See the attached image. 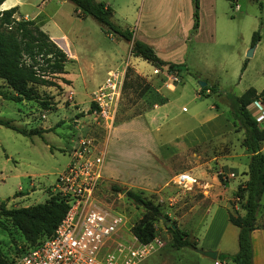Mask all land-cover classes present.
I'll list each match as a JSON object with an SVG mask.
<instances>
[{"label": "rangeland", "instance_id": "rangeland-1", "mask_svg": "<svg viewBox=\"0 0 264 264\" xmlns=\"http://www.w3.org/2000/svg\"><path fill=\"white\" fill-rule=\"evenodd\" d=\"M97 1H104L112 8L111 21L114 24L133 33L142 10L145 30L155 25V30L160 31L165 42L175 44L171 52L160 56L175 61L172 62L175 64L184 63L192 74L182 71L181 77V72L179 76L168 73L177 76L174 83H181L178 85L181 88L174 93L168 92L173 106L161 126L153 128V134L158 140H166L188 128L200 126L203 118L216 114L224 124L223 138L234 143L233 157L225 161L236 173L235 177L229 178L226 188L228 193H232L245 179L248 157L242 154L244 148L239 143L243 140V130L237 129L233 123L227 95H240L249 87L257 91L264 88V0H199V28L194 34L191 33V0ZM12 6H18L16 17L25 15L41 22L40 30L56 37V42H53L69 52L70 57L65 64L67 74L62 75L67 82L54 78L58 86H36L40 95L46 98L44 106L34 101L5 100L0 96V119L26 131H41V134L23 135L0 124V201L7 200L9 208L42 203L51 196L57 176L70 162V150L76 140L86 136L94 146L102 149L113 127L106 126L89 109L91 93L102 84L108 72L125 67L121 98L113 124L116 126L118 122L143 112L151 104V98L147 96L149 83L145 77L137 75L133 67L143 75L152 74L154 69L141 57L131 55L130 42L105 33L92 17L77 15L75 5L69 0H17ZM255 31H258L260 39L252 45ZM175 33H183L186 38L182 37L180 43H176ZM63 34L67 39L62 37ZM250 49L252 53L248 56ZM162 69L167 71V68ZM198 80L207 82L209 86L215 85L217 92L193 97L201 88ZM0 89H5L1 80ZM250 111L260 117L259 122L263 125L264 96L255 101ZM129 125L127 133L116 135L118 142H113L118 132L112 131L114 135L106 150L103 179L94 195L96 201L123 214L127 231L131 234V227L142 219L153 221L155 235L163 244L143 259L148 264H196L195 257L208 261L199 258L201 256L190 247L173 246L170 233L160 218L136 204L125 193L128 189L143 191L146 198L159 206L161 215L166 214L193 240L192 235L196 234L193 225L195 221L199 224L206 208V202L201 199L210 193L223 191L227 177L221 174L223 181L218 188L210 183L202 187L196 183L185 188L176 184V175H172L170 183L161 190H145L141 188L143 184L140 187L131 185L129 180H116L133 178L143 168L148 170L151 160L136 147V123ZM214 148V154L218 153L220 148ZM114 152H119V156H114ZM206 168L213 172V167ZM111 185L120 189L113 190ZM124 189L125 192H122ZM228 198L230 207V202L236 200L233 194ZM259 207L264 209V192ZM261 220L263 224L264 215ZM2 223L0 251L4 258L10 259L15 254L14 249L25 246L26 242L7 219L3 218ZM128 232L125 238H130Z\"/></svg>", "mask_w": 264, "mask_h": 264}, {"label": "trees", "instance_id": "trees-1", "mask_svg": "<svg viewBox=\"0 0 264 264\" xmlns=\"http://www.w3.org/2000/svg\"><path fill=\"white\" fill-rule=\"evenodd\" d=\"M4 0H0V4ZM75 5V11L79 16L92 17L107 34L116 35L130 42V53L135 57H141L156 68L167 67L168 73L178 74L182 71L192 74L184 63H172L161 59L152 46L134 38L133 31L123 29L111 21L112 8L104 1L97 0H69ZM192 27L194 33L199 26V0H191ZM18 6H12L0 10V80L5 89H0V96L5 100L20 102L23 100L34 101L40 106L46 104V98L42 97L36 86H58L54 78L64 82L62 77L67 73L65 64L68 61L66 53L51 41L46 32L40 30V24L36 19L16 17ZM46 33V34H45ZM260 39L258 31L252 34L254 45ZM245 63L243 65V68ZM127 73H125L126 76ZM194 75V74H193ZM176 76V75H175ZM176 82V81H175ZM206 90L217 92L215 85L201 87L199 94L203 95ZM264 96V88L257 91L253 87L244 90L240 95L228 94L230 114L237 129L243 130V140L240 142L249 154V162L246 170L247 179L240 183L233 197L236 201L230 202L228 211L229 221L238 228V250L236 253L227 255L219 253V259L228 257L233 264H253V249L251 243V231L256 228H264V223L257 224V212L260 199L264 192V124L261 125L257 116L250 107L258 98ZM91 104L89 112L94 109ZM264 123V122H263ZM0 124L11 128L23 135L41 134L40 129L19 128L8 120L0 119ZM218 178L222 182V176ZM225 181V180H224ZM113 190L119 187L111 185ZM126 196L136 204L149 210L153 216L160 217L162 214L159 206L143 195V191L128 189ZM7 200L0 201V228H4L3 218L7 219L25 240V246L15 248L16 253L20 249L34 246L41 239L50 236L59 221L65 215L68 205L58 197L51 196L42 203H36L21 207H7ZM235 205L238 209H235ZM232 208V209H230ZM163 216L169 217L166 214ZM174 224V222H173ZM170 233L173 246L195 248V241L188 238V234L175 225V228L166 227ZM132 234L141 243H147L155 236V225L151 219L141 220L131 227ZM10 259L3 257L0 251V264H9Z\"/></svg>", "mask_w": 264, "mask_h": 264}, {"label": "crops", "instance_id": "crops-1", "mask_svg": "<svg viewBox=\"0 0 264 264\" xmlns=\"http://www.w3.org/2000/svg\"><path fill=\"white\" fill-rule=\"evenodd\" d=\"M15 3H17V0H4L0 4V10L8 8ZM21 16L27 18L25 15ZM138 18V22H136L137 28L134 32L137 36L136 38L152 46L156 54L161 59L168 62H175L160 56L162 53L171 52L170 49L175 47V44H168L165 42L162 35H160V31L157 32L155 30V25H153V27L148 31L145 30L142 20V10L140 11ZM198 28L194 33L197 32ZM47 36L50 40L56 42V37L48 33ZM62 37L67 39L66 35L64 34ZM173 37L175 38L176 43H180L182 37L186 38L183 33H175ZM63 50L65 51V49ZM65 52L69 60L70 54L67 51ZM133 68L137 75L142 76V78L145 77L149 83L147 96H150L151 104L150 107H148L143 112L126 120L120 121L116 126H113L112 130L104 140V144L101 149L103 153L102 170L104 171V166L106 165L105 156L106 150L108 149V145L110 143L109 141L112 134L114 135L112 131L118 132L117 134L115 133L113 140V142H118V134L120 132L127 133L128 129L131 127L129 124L136 123L137 132L134 134L136 147H139L140 150H143V152L147 154V157L151 159L149 161L150 164L148 165L149 171L143 168L133 178H119L116 180H129L131 185H138L140 187L143 184V187L141 188L145 190H155V188L161 190L170 183V177H173L172 175L185 173L195 177L199 187L210 183L212 186L218 188L220 184L218 175L225 174L227 178L225 179L224 190L210 193L208 197L201 199L202 202H206V208L203 211V216L199 224L197 221H195L193 225V231H196V234L192 235V238L196 243L195 248H200L203 250H215L217 251V257L219 253H224L227 255L236 253L238 250V228L228 219V197L230 194L232 195L235 192L239 184L232 193L227 192L226 188L229 185L228 180L229 178L235 177L236 173L232 168L228 167L227 163L225 162L233 157L234 143L228 141L225 137L223 138V133L225 131L224 124L220 121V119H218L216 114H211L210 116L203 118L200 126L188 128L182 133L168 138L169 140H158V138L153 134V128L157 129V127L161 126L162 122L166 120V117L173 106L172 100L169 99L167 94L168 92H177V90L181 88L178 86L181 83H174L172 80L173 75L168 74L165 69H162L167 68L165 65L162 68L154 67L152 74L150 75H143L135 67ZM206 85H208V83ZM207 94H209V90H206L203 95H200L198 90L193 97L206 96ZM181 108L182 110L185 109L184 106ZM239 144L242 146L241 143ZM128 145L130 147V143H128ZM213 146L220 148L217 150L218 153L214 154L216 148ZM243 148L244 151L242 154L247 155L248 166L249 154L247 153L245 147ZM114 156H119V152L115 153ZM198 158L199 161L197 160ZM206 166L208 168L213 167V172H209ZM246 170L244 171L245 179L241 183L245 182L247 179ZM263 215L264 209L259 207L256 218L257 224H261V218ZM250 236L253 249V264H264V228H256L252 230ZM191 249L198 256H201L199 258L208 260L200 261V259L195 257L194 260H196V264H213L211 261L214 262L215 260L221 262V264H230L229 262H231L228 257L222 260L217 257L216 259H210L196 252L194 248ZM137 264H148V262L143 260Z\"/></svg>", "mask_w": 264, "mask_h": 264}, {"label": "built area", "instance_id": "built-area-1", "mask_svg": "<svg viewBox=\"0 0 264 264\" xmlns=\"http://www.w3.org/2000/svg\"><path fill=\"white\" fill-rule=\"evenodd\" d=\"M124 72L125 67L108 72L91 93V104L95 106L92 112L109 128L115 122ZM172 80H177V76L173 75ZM102 169V150L86 136L76 140L70 150V162L57 176L52 193L67 203L65 215L50 236L17 251L9 264H137L162 246L156 235L147 243L139 242L127 231L123 214L96 201ZM174 182L190 188L197 179L179 173ZM127 232L130 238H125ZM213 264L221 262L215 260Z\"/></svg>", "mask_w": 264, "mask_h": 264}, {"label": "water", "instance_id": "water-1", "mask_svg": "<svg viewBox=\"0 0 264 264\" xmlns=\"http://www.w3.org/2000/svg\"><path fill=\"white\" fill-rule=\"evenodd\" d=\"M251 53H252V49H250L248 51L247 55L249 56V55H251ZM206 84H207V82L202 81V80H198V85L200 87H204V86H206ZM122 192H125V189ZM159 218L165 227H172L173 229L175 228V224H173L172 221L170 219H168L167 217L160 215ZM194 250L196 252H198L199 254L204 255L210 259H216V257H217V251H215V250H203L200 248H194Z\"/></svg>", "mask_w": 264, "mask_h": 264}]
</instances>
